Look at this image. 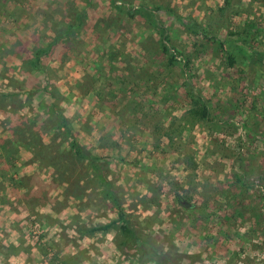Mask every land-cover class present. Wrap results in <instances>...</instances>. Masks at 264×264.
Here are the masks:
<instances>
[{
    "label": "rangeland",
    "instance_id": "obj_1",
    "mask_svg": "<svg viewBox=\"0 0 264 264\" xmlns=\"http://www.w3.org/2000/svg\"><path fill=\"white\" fill-rule=\"evenodd\" d=\"M222 1L0 0V264H46L53 253L69 264H264V0H232L216 15ZM140 5L154 23L126 13ZM247 21L253 41L220 49ZM192 22L206 32L191 33ZM59 30L65 40L28 64ZM182 73L212 122L180 119ZM143 101L145 120L135 113ZM172 121L186 129L173 146L154 132ZM72 140L140 244L120 243L117 210Z\"/></svg>",
    "mask_w": 264,
    "mask_h": 264
},
{
    "label": "trees",
    "instance_id": "obj_2",
    "mask_svg": "<svg viewBox=\"0 0 264 264\" xmlns=\"http://www.w3.org/2000/svg\"><path fill=\"white\" fill-rule=\"evenodd\" d=\"M240 4V3H239ZM237 5H233V1L232 0H223L222 4L220 7L217 8V13L216 15H218V13H220L221 15L224 14V12H226L227 10H232V7L234 8ZM140 10L139 11H135V9H126V13L129 15H138L139 17L145 19L146 21H152L154 23V21L152 20V16L149 14V10L146 9V7H144L143 5H140ZM123 8L122 6H119L118 11L120 12L121 9ZM161 9H164L163 6L161 5H155V7L153 8V10L155 12L160 11ZM154 11H152L154 13ZM236 13V12H235ZM220 15V16H221ZM153 23L151 24L153 26ZM77 24H79V21L77 22ZM193 27L190 28V32L191 33H199V31H202L203 33L206 32V29L203 27L198 26L195 22H192ZM254 24V23H253ZM252 24V22L247 21L245 23V26L248 28L246 29H242V32H238L239 34L243 35V37H236V38H232L231 40V44L228 43H224L222 41L220 42H216L219 45V48L222 49L223 51H225L224 49H229V51L233 52L236 49H243L244 47H246V43L253 41L252 38L254 36V32H257L258 29ZM73 27V26H71ZM70 27V28H71ZM155 27V31L158 34V40H157V46L158 49H160V52L163 55H166L167 57V63L169 65H174L177 62V57L172 53V45L169 43V37L167 35V31L166 29H164L163 27H161L158 23L154 24ZM255 27V29H254ZM254 29V30H253ZM257 29V30H256ZM71 33V29L69 34ZM237 33V32H236ZM243 33V34H242ZM205 34H203L204 36ZM68 36V30H66V32H61L59 30L58 34L55 35V37L51 40V43H48L46 45H43V47L38 48L35 50L34 55H33V62L31 63L30 61H28V64H32L33 66H36L38 64V60H40V57L43 56L44 54H48L50 53L52 50L51 49L54 47V45L58 44L61 42V40H65V37ZM232 36V35H231ZM249 44V43H248ZM45 48V49H44ZM228 58V63L229 65H233L234 61L231 57H229V55L227 56ZM257 57L255 55L251 56V63L255 62V59ZM259 60V58H257ZM21 60H25L24 56ZM183 64L185 66L188 65L187 61L183 58ZM183 75V89H184V99L187 103V109L184 111L183 115L180 117V119L185 120L186 122H188L190 125L199 123L201 121H203L205 124L212 122V114H211V109L206 101V99L196 90V88L194 87L191 78L189 76H185V73H182ZM150 105V104H149ZM52 106V105H51ZM148 108H152L150 106L147 107V105L143 102H138L136 104L135 107V113L140 114L141 118L143 120H145V117L147 116V112L146 109L148 110ZM175 119V118H174ZM174 121V120H173ZM170 122L165 129H161L158 126H154L155 129V133L158 134L159 136H161L162 138H164L166 140L167 143L171 144L172 146L175 144V139H178L180 141H183V136H184V132H186L185 127L181 126H176L175 130H172V126L174 125V123ZM56 127L59 129H63L65 131V133L68 135V131L65 129V122L63 120V118H59V120L56 123ZM153 129V130H154ZM15 144H13L14 146ZM70 148L72 151H74V154L76 157L81 158L83 160H88V163H90V165H92V169L96 172L95 174L97 175V178L99 183L102 184L103 190H104V194L107 197H110V200L112 201V204L114 205L115 209L117 210V219L116 221L114 220L115 223H118V229L120 231V234L122 236V241L120 242L121 244H125L128 241H131L133 244H137L139 243L138 238L136 237L135 232L133 231V229H131V227H129L127 220L124 217V211L122 209V207L119 205L118 201L116 200V198L113 196L111 190L109 191L106 185H105V181L103 180V176L102 173L99 171L98 167L95 164V160L88 158L87 155L83 152L80 151V149L78 148V146L76 145V143L72 140L70 143ZM180 146V145H179ZM181 147V146H180ZM1 150L4 149V146L0 148ZM49 150V148H46ZM47 151L43 152V155H41L42 157H49L51 160L55 161L53 157V155H48L46 154ZM2 154V153H0ZM3 155V154H2ZM39 156V155H38ZM183 160L186 163V167L191 171L194 172L196 171L197 168V164L194 161V156L191 152H187L185 155H183ZM42 161V160H41ZM59 164V163H58ZM51 165L53 167H56V164L54 162H51ZM60 165L64 166V163H60ZM58 171V170H57ZM12 178V177H11ZM13 180V179H11ZM237 182L240 181V179L238 178V176H236L235 179ZM241 182V181H240ZM240 192H245L243 190V188H240L237 193ZM260 195L262 196V199L264 200V189H260ZM242 196V195H241ZM113 222V223H114ZM110 226V223L108 224H104V225H99L97 227H93L90 229V232H96V231H102V230H107ZM140 244V243H139ZM47 264H69L70 260L69 259H63L60 258V256H58L57 254H51L50 258L48 259V261L46 262Z\"/></svg>",
    "mask_w": 264,
    "mask_h": 264
},
{
    "label": "crops",
    "instance_id": "obj_3",
    "mask_svg": "<svg viewBox=\"0 0 264 264\" xmlns=\"http://www.w3.org/2000/svg\"><path fill=\"white\" fill-rule=\"evenodd\" d=\"M47 264V263H46Z\"/></svg>",
    "mask_w": 264,
    "mask_h": 264
}]
</instances>
